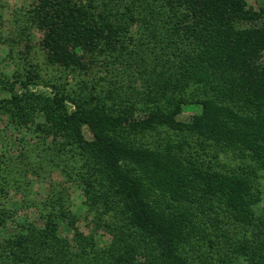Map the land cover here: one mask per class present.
I'll use <instances>...</instances> for the list:
<instances>
[{"label":"trees","instance_id":"obj_1","mask_svg":"<svg viewBox=\"0 0 264 264\" xmlns=\"http://www.w3.org/2000/svg\"><path fill=\"white\" fill-rule=\"evenodd\" d=\"M259 19L249 0L0 1V116L22 134L15 155L0 135V264H264V26H242ZM165 30L169 57H149ZM128 69L149 80L132 97ZM46 168L81 182L112 245L60 183L24 201L33 220L7 207Z\"/></svg>","mask_w":264,"mask_h":264},{"label":"rangeland","instance_id":"obj_2","mask_svg":"<svg viewBox=\"0 0 264 264\" xmlns=\"http://www.w3.org/2000/svg\"><path fill=\"white\" fill-rule=\"evenodd\" d=\"M1 2L7 3L10 6L13 5H19L21 0H0ZM250 3L254 7H259L261 4L264 3V0H249ZM243 27H256V26H264V19L259 20H251V21H244L242 23ZM166 31V30H165ZM166 33L162 34L161 36H158V39L151 40V44H149V49L151 52L147 51V54L149 57L157 56L160 59H167L171 53V45L173 42L175 43L176 36L171 31H166ZM157 42V43H155ZM5 46L3 44H0V55H5ZM174 60V59H173ZM100 61H103L104 63L101 66L98 62L97 67L95 68L96 73L99 72V76L101 77H112L111 67L110 63L108 62V57L105 58L102 56ZM7 63V62H6ZM175 63V62H174ZM125 64H120L117 67L122 70L126 69ZM114 66V65H113ZM131 70L124 71L120 79V81L123 82L124 88L128 89L126 92L131 94L132 96H135L136 93L132 94L133 91L138 90H146L145 87L148 84L149 80L145 79L147 76H133ZM109 79V78H108ZM107 86L108 83L104 82ZM34 89L41 90V86H34ZM112 103V102H111ZM127 117L130 119L132 117H138L141 116L140 110L128 107L127 108ZM193 114L192 111L187 110L183 118L188 119ZM0 133L1 139L3 141L9 142V147L11 148V154L15 155L18 153V150L21 149V132H19L18 129L15 128V126L8 122V119L6 116H0ZM86 138L91 139L93 138L92 133L90 131H85ZM164 136L173 140H179L184 138L183 133H175V132H168L164 131ZM28 138H30V135H28ZM157 138V135L154 136V138L147 139L148 142L154 141ZM34 142V141H33ZM1 143V142H0ZM1 146V145H0ZM211 147V146H210ZM66 173V172H65ZM28 178L31 180V183L26 189L23 188H13L9 195L5 198V204L7 207L18 210L19 219L22 220H33L36 218L37 214L35 213V208H27L25 209L24 201L25 200H35V201H41L43 200L48 192L55 191V188L53 184L61 186V189L64 188V192L70 197L71 199V209L72 212L76 215L78 218L77 225L78 228L83 231L86 234H93L96 240L98 241V244L100 245H112V235L105 231L103 228H97L94 222V214L90 211V207L87 204V197L85 194V190L83 188V185L79 180L73 179L69 176V174H63L60 170H55L52 173L50 171H47V168L42 170L41 173L37 176L36 174H29ZM263 186H264V180H262ZM53 183V184H52ZM57 183V184H56ZM50 190V191H49ZM263 202H264V196H263ZM59 223L62 227L63 233L67 236H71L72 229L62 220H59ZM2 234V232H0ZM223 251V248H221Z\"/></svg>","mask_w":264,"mask_h":264}]
</instances>
